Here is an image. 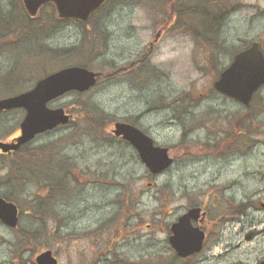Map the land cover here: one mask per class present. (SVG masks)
<instances>
[{
    "label": "rangeland",
    "instance_id": "374dc122",
    "mask_svg": "<svg viewBox=\"0 0 264 264\" xmlns=\"http://www.w3.org/2000/svg\"><path fill=\"white\" fill-rule=\"evenodd\" d=\"M165 1L161 10L160 0H107L79 21L58 18L50 3L30 17L21 0H0V98L67 65L105 73L147 51L155 67L51 100L71 121L0 155V195L19 209L17 228L0 222V264L16 256L36 264L44 249L58 264H173L165 230L189 204L203 206L208 219L226 217L210 230L220 236L211 258L203 250L189 264L264 258V207L257 204L264 201V85L248 105L209 87L236 51L259 38L264 47V0H242L248 6L224 23L214 8L211 20H201L204 10H184L173 25L162 23L175 3ZM255 1L258 8L250 6ZM23 115V108L0 111V139ZM119 120L168 146L173 165L151 174L110 133Z\"/></svg>",
    "mask_w": 264,
    "mask_h": 264
},
{
    "label": "water",
    "instance_id": "95a60500",
    "mask_svg": "<svg viewBox=\"0 0 264 264\" xmlns=\"http://www.w3.org/2000/svg\"><path fill=\"white\" fill-rule=\"evenodd\" d=\"M105 0H22L30 16H35L45 3L54 4L59 18L86 20ZM99 72L82 65L59 68L39 78L32 87L22 92L0 98V111L23 108L19 123L20 133L11 139H0V151H15L36 134L69 122L71 115L63 107H50L48 102L68 91L83 92L95 85ZM214 88L247 105L253 94L264 85V54L257 42L236 52L231 62L221 70L213 83ZM111 132L128 141L137 151L142 163L152 174H158L173 164L167 146L154 144L151 136L126 121H115ZM264 199V198H263ZM264 206V201L262 202ZM204 215L199 206H192L170 225L169 242L176 253L187 256L200 250L204 231L192 224ZM0 222L15 228L18 224L17 204L0 195ZM22 263L21 260L17 261ZM36 264H58L51 249H44L35 256ZM258 264H264V259Z\"/></svg>",
    "mask_w": 264,
    "mask_h": 264
},
{
    "label": "flooded vegetation",
    "instance_id": "af4514ba",
    "mask_svg": "<svg viewBox=\"0 0 264 264\" xmlns=\"http://www.w3.org/2000/svg\"><path fill=\"white\" fill-rule=\"evenodd\" d=\"M176 1L177 0H174L175 3H174V8H173V13L170 15L167 14V18H165L162 23H167L168 25H173L176 18L178 19V21L183 20L181 15H183L182 13L184 10L186 11L185 16H187L189 14H195L197 16L196 13H200V12H197V10H204V13L202 12L204 14V17L202 16L203 14H200L199 17H201V19H203V20H207V19L211 20V19H213V9L214 8H215V17L214 18L215 19L218 18L217 19L218 21H220V22L222 21V23H224L232 14L236 13L239 10H242L243 8H245V6H248V4L245 5V3L242 0H192V1L189 0L187 3H183V2L179 1V3H177V4H176ZM165 2H166L165 0H160V5L163 4V6L160 8L161 10L165 9ZM250 6L253 8H258V1L251 3ZM261 9H262L261 10L262 11L261 16L262 15L264 16V5L262 6ZM253 41H256L258 43V47L260 48V50L264 54V47L262 44V38L254 39L250 43H252ZM249 45H246L243 48H246ZM243 48H241V49H243ZM241 49H239V50H241ZM148 64H149V61L147 59V51H141L140 56L134 57L126 65H119V66L111 67V69H113V70L105 72V73L98 71L99 74H98L97 78L99 80L100 78H103V77L104 78L114 77V76H117L118 74L129 73L133 69H155V67L148 66ZM211 86L213 87V82L209 83V87H211ZM214 92L216 94L220 95L221 97H227L215 89H214ZM177 100L178 99H174V101H177ZM165 106H167V105H165ZM130 123L138 126L134 122H130ZM19 132H20V129H19V124H18L16 130L8 137V139L18 135ZM154 143L156 144L155 141H154ZM205 144L207 145L209 143H205ZM209 145H211V144H209ZM257 204L261 207H264L262 205V202H259ZM258 205H256V206H258ZM191 206H198V205L189 204L188 207L185 208L183 211L178 212L175 219H173L171 221V223L176 221L177 218L181 214H183ZM200 207L204 211V215H200L196 220L192 219V221H191L194 226L197 225L200 227V229H202L204 231V238H203L202 246H201L199 251L193 252L192 254H189L187 256L178 255L169 242L171 223L169 224V226H167V230H165V231H168L166 239H167L168 244L170 245V248L172 249L173 264H180V262H183V261H184V263L189 264L191 262V259L193 257H195L197 254L202 253L203 250L205 251V255H204V256H206L205 258L207 260H209L211 258L208 251L210 253L212 252V249L214 246L213 244L219 241L220 236H218L214 231H210V230H211V228H215V226L222 228L223 223L226 221V217L224 215L220 214L215 218L208 219L207 218V210L205 208H203V206H200ZM242 213H243V211H242ZM213 233L216 234L215 237L212 236ZM247 236L249 237L250 234L248 233ZM209 237L211 238V242L207 246ZM205 246H207V249H205ZM262 259H264V258H262ZM262 259H260V260H262ZM18 260H20L19 256L12 258L11 264H27V261L24 259L21 260L22 263H18L17 262ZM260 260H258L256 264H258Z\"/></svg>",
    "mask_w": 264,
    "mask_h": 264
},
{
    "label": "trees",
    "instance_id": "16d2710c",
    "mask_svg": "<svg viewBox=\"0 0 264 264\" xmlns=\"http://www.w3.org/2000/svg\"><path fill=\"white\" fill-rule=\"evenodd\" d=\"M29 19V18H28ZM201 20H203V19H201ZM29 21V20H28ZM3 26V25H2ZM1 26V27H2ZM27 146V145H26ZM24 147V146H23ZM12 153H14V152H12ZM10 153H5V154H2V153H0V155H2V156H8ZM8 199V198H7Z\"/></svg>",
    "mask_w": 264,
    "mask_h": 264
}]
</instances>
